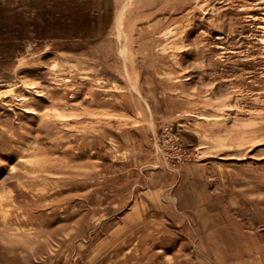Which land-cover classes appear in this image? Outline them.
I'll return each instance as SVG.
<instances>
[{"label":"rangeland","instance_id":"374dc122","mask_svg":"<svg viewBox=\"0 0 264 264\" xmlns=\"http://www.w3.org/2000/svg\"><path fill=\"white\" fill-rule=\"evenodd\" d=\"M0 264H264V0H0Z\"/></svg>","mask_w":264,"mask_h":264}]
</instances>
